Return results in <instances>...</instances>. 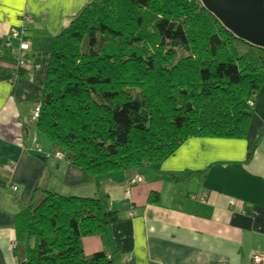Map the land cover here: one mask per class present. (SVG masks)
Instances as JSON below:
<instances>
[{"label": "trees", "instance_id": "1", "mask_svg": "<svg viewBox=\"0 0 264 264\" xmlns=\"http://www.w3.org/2000/svg\"><path fill=\"white\" fill-rule=\"evenodd\" d=\"M27 51L14 53L15 76L35 68ZM263 85L264 49L235 38L199 0H92L54 40L31 121L53 155L128 196L143 182L135 171L188 139H243ZM108 206L99 195L36 190L15 216L26 253L16 264H115L107 248L83 246L120 220Z\"/></svg>", "mask_w": 264, "mask_h": 264}, {"label": "crops", "instance_id": "2", "mask_svg": "<svg viewBox=\"0 0 264 264\" xmlns=\"http://www.w3.org/2000/svg\"><path fill=\"white\" fill-rule=\"evenodd\" d=\"M90 1L0 0V264L26 257L15 216L36 190L106 195L120 220L83 246L88 255L107 248L115 264H255L258 256L264 264V85L243 139H188L162 164L135 171L143 182L127 197L53 155L38 134L31 114L54 40ZM23 12L30 17L26 59L35 68L15 76V50L5 49V37ZM151 192L158 193L155 203H147Z\"/></svg>", "mask_w": 264, "mask_h": 264}, {"label": "water", "instance_id": "3", "mask_svg": "<svg viewBox=\"0 0 264 264\" xmlns=\"http://www.w3.org/2000/svg\"><path fill=\"white\" fill-rule=\"evenodd\" d=\"M235 38L264 49V0H199Z\"/></svg>", "mask_w": 264, "mask_h": 264}, {"label": "built area", "instance_id": "4", "mask_svg": "<svg viewBox=\"0 0 264 264\" xmlns=\"http://www.w3.org/2000/svg\"><path fill=\"white\" fill-rule=\"evenodd\" d=\"M29 16L26 13H21L19 16V20H18V24L16 28H13L10 33L5 37V47L7 49L13 48L16 52L17 55L19 56V54H21L23 51L28 50V43L26 42L24 35H25V26L26 24L29 22ZM16 45V47L14 48V46ZM18 59V58H17ZM19 66L20 67H24V68H28L27 64L24 63L23 60L19 59ZM38 113H39V107L36 106V108L34 109V111L32 112V120H36L38 117ZM56 157H61L60 155H56ZM14 165H11L9 167L10 171L14 170ZM133 183H137L140 182V178L139 177H135L132 181ZM13 190H16L15 187H13ZM11 248H14L15 243H11ZM253 262L255 264H260L262 262V258L260 256L256 257Z\"/></svg>", "mask_w": 264, "mask_h": 264}, {"label": "rangeland", "instance_id": "5", "mask_svg": "<svg viewBox=\"0 0 264 264\" xmlns=\"http://www.w3.org/2000/svg\"><path fill=\"white\" fill-rule=\"evenodd\" d=\"M261 89V88H260ZM259 92V91H258ZM258 94V93H257ZM38 134L40 135V137L42 136L43 137V139L46 141V143L50 146V148H51V145H50V143H49V141H48V139L45 137V136H43V135H41V133L40 132H38ZM111 197V196H110ZM125 197H127V196H125ZM99 198H101V200L104 202V204L107 206V204H108V197L106 196H102V195H99ZM103 239V241H104V243H105V238L103 237L102 238Z\"/></svg>", "mask_w": 264, "mask_h": 264}]
</instances>
